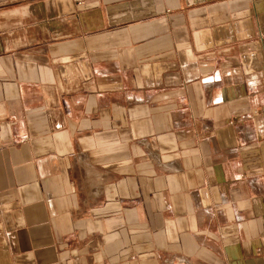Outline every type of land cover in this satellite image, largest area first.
Instances as JSON below:
<instances>
[{
    "label": "crops",
    "instance_id": "0c3cea01",
    "mask_svg": "<svg viewBox=\"0 0 264 264\" xmlns=\"http://www.w3.org/2000/svg\"><path fill=\"white\" fill-rule=\"evenodd\" d=\"M0 264H264V0H0Z\"/></svg>",
    "mask_w": 264,
    "mask_h": 264
}]
</instances>
